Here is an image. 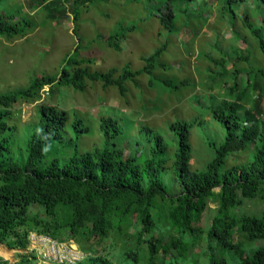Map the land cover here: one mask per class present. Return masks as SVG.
<instances>
[{"label": "trees", "instance_id": "obj_1", "mask_svg": "<svg viewBox=\"0 0 264 264\" xmlns=\"http://www.w3.org/2000/svg\"><path fill=\"white\" fill-rule=\"evenodd\" d=\"M93 1L75 0V23L82 17L81 8L89 9ZM189 1L145 0L150 15L170 30L177 29V9ZM250 1H258L259 6L264 3H227ZM56 4L45 0L48 7ZM134 8L125 17L133 16ZM244 15L243 27L251 29L264 53V14L261 24L254 20L256 13ZM22 16L19 21L11 20L0 8V37H25L34 23ZM123 38L124 33L108 34L106 41L120 50ZM165 46L138 70L126 67L119 74L121 69L115 66L102 72L92 69L93 60L70 58L57 75L36 76L26 89L0 92V264H39L37 253L28 251L33 232L57 241H75L84 256L74 264H116L112 250L89 253L104 240L112 241L109 247L118 249L123 264H202L193 253L200 246L208 264H264V212L238 211L242 197L264 199V66L244 70L237 61L227 71L223 61V68L213 76L233 74L234 81L226 99L216 101L214 97L207 107L226 134L220 146L209 142L216 154L202 170L191 168V130L196 121L183 119L171 123L176 137L171 142L144 124L141 128L147 142L130 144L126 153L124 144L118 142L124 130L119 119L110 115L100 121L102 146L81 151V136L90 131L85 120L74 113L70 125L68 110L42 103L36 128L23 138L26 145L18 146L20 139L11 123L17 104L41 100L46 86L52 93L59 87L83 90L87 80L117 85L124 94L130 77L137 80L153 72ZM252 90L259 93L254 108L247 109ZM61 139L66 140L67 150L52 154ZM244 152H253V158L238 162L237 155ZM170 162L172 167H167ZM168 176L175 183L174 190L167 185ZM212 201L218 203L216 215L206 227L202 221ZM12 251L18 252L15 261L8 259Z\"/></svg>", "mask_w": 264, "mask_h": 264}, {"label": "rangeland", "instance_id": "obj_2", "mask_svg": "<svg viewBox=\"0 0 264 264\" xmlns=\"http://www.w3.org/2000/svg\"><path fill=\"white\" fill-rule=\"evenodd\" d=\"M55 1L57 4L52 8L45 5V0H1L0 8L9 19L19 21L22 15H27L34 25L23 38L0 37V92L26 89L36 76L57 75L70 58L93 60L90 63L92 69L102 72L115 66L121 69L119 74L124 73L126 67L138 70L145 66L150 55L166 46L156 59L153 72L144 73L137 80L130 77L124 84V94L117 85L105 86L101 81L87 80L83 90L59 87L52 93L46 86L41 100L17 104L11 123L15 125V137L20 139L18 146L26 145L23 138L36 128L38 109L42 103L68 110L70 125L74 113L85 120L90 131L81 136V151L102 146L104 140L100 121L110 115L119 119L124 130L125 135L118 142L124 144L126 153L131 150L130 144L147 142L148 138L141 128L144 124L152 126L171 142L176 139L171 123L183 119L196 121L191 130V168H206L216 154L209 142L220 146L226 134L224 126L207 107L214 103V97L216 101L226 99V92L234 81L233 74L213 76L221 71L223 61H226L227 71L237 61L244 70L264 66V53L259 48L258 38L250 28L243 27L242 22L244 13H256L254 20L261 24L264 3L259 6L258 1L253 0L255 3L232 5L227 0H192L177 9V29L170 30L150 15L151 7L149 9L145 0L134 4L133 16L128 17H125L126 11H133L134 6L131 0H94L89 9L81 8L79 23H75L73 17L75 0ZM53 14L56 15L54 18ZM252 23L256 25L254 21ZM123 33L125 38L121 41L120 50L108 46V34L122 36ZM247 78L245 74L244 79ZM258 93L259 90L250 92V97L246 99L247 109L254 108ZM68 132L69 136H75L73 131ZM65 142L57 140L51 153L67 150ZM171 147L174 149L175 144L172 143ZM231 158L230 161L234 160V157ZM249 158H253V152L238 154L236 160L247 162ZM169 166L172 167V162ZM170 179V176L166 177L167 185L174 190L175 183ZM242 201L239 213L261 215L264 212V199L261 197H242ZM217 206V202H210L211 208L204 214L202 225L207 227L212 222ZM111 242L104 240L89 253H104L102 248H106L115 252L112 260L116 264H123L116 254L118 249L109 247ZM261 243L264 241L261 240ZM48 246L51 247V244L42 245L34 240L28 251L46 253ZM57 248L62 253H81L79 245L73 240L60 242ZM198 249L193 253L202 264H208L202 255V246ZM17 258V251L8 256L12 261ZM38 262L40 264L39 257Z\"/></svg>", "mask_w": 264, "mask_h": 264}, {"label": "built area", "instance_id": "obj_3", "mask_svg": "<svg viewBox=\"0 0 264 264\" xmlns=\"http://www.w3.org/2000/svg\"><path fill=\"white\" fill-rule=\"evenodd\" d=\"M34 240L40 241L42 245L44 243L51 244V247L48 246L46 253L45 252L38 253L35 250L38 253L40 264H49L50 262L51 264H74L76 261L80 260L84 256V251L80 248V246H79L81 252L80 254L75 252L73 254L71 253L67 254L66 251H64L65 253H62V251L58 249L57 246L58 244H60V242L63 241H57L47 235L37 234L33 232L30 235V243H32V241Z\"/></svg>", "mask_w": 264, "mask_h": 264}]
</instances>
